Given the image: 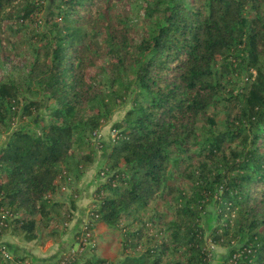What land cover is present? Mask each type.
<instances>
[{
	"label": "trees",
	"instance_id": "1",
	"mask_svg": "<svg viewBox=\"0 0 264 264\" xmlns=\"http://www.w3.org/2000/svg\"><path fill=\"white\" fill-rule=\"evenodd\" d=\"M119 2L58 0L44 12L42 0H0L10 29L0 44L31 32L38 46L25 71L0 79V237L59 238L78 196L71 178L128 103L71 249L14 263L209 264V239L227 249L223 264H264V0H141L139 36ZM239 76L248 83L227 90ZM18 112L41 123L12 127ZM67 177L69 201L56 200ZM96 225L120 232L118 259L96 254Z\"/></svg>",
	"mask_w": 264,
	"mask_h": 264
},
{
	"label": "rangeland",
	"instance_id": "2",
	"mask_svg": "<svg viewBox=\"0 0 264 264\" xmlns=\"http://www.w3.org/2000/svg\"><path fill=\"white\" fill-rule=\"evenodd\" d=\"M44 4V12H47L48 10L55 7L58 0H42ZM120 12L124 14L125 16L132 18L133 25L131 27V31L134 36H139L141 34V16L139 14V10L141 7V0H120ZM263 9H264V3H263ZM7 23H3L0 25V32L5 31V36L9 34V28L7 27ZM31 27L35 29V27L38 29H41V27H38V24H30ZM31 27L27 28L26 31L29 29L31 30ZM44 27V25H42ZM15 27H13L14 29ZM23 32L16 33L13 38L12 42L5 41L4 43L0 44V79L9 76V75H16L20 72L25 71L28 68V65L32 58L35 55V51L37 46V42H35L34 37H30V33H28L23 39H20ZM2 39V38H1ZM6 39V38H4ZM39 46L41 43L39 42ZM95 70L90 69L88 75H94ZM239 84L237 86H229L227 85V90L230 88L238 89L242 85H246L248 82L245 78L239 76ZM27 97H29V93L26 91L25 94ZM226 94L221 93V101L219 105H217L214 110V117L217 121L221 122L222 117L224 114L222 113L223 107L225 106L226 102L223 100L224 96ZM221 106V107H219ZM128 107V103H124L121 105H117L112 111L110 112L108 116V120L103 121L101 126V133L97 135V139L101 138V141H103V147L99 150L95 151L96 160L95 162L87 167L85 169L84 174L76 181L74 178H71L72 183L75 184L74 189L78 190V194L80 192V199L82 202L79 203L80 206V212L78 214V218L82 220V224L80 226L81 230H84L88 223V213L90 210L91 204L94 203V193L98 185L103 181L101 175H97V171L100 169L99 167L104 164V161L107 159V155L111 150V146L113 143V139L115 136V132L112 130V125L114 122L120 120L124 116V112L126 108ZM21 112V111H20ZM16 116V118L12 121V127H33L34 125H37V123H41V119H32V117H19V113ZM47 113V110L42 109L40 116L46 117L45 114ZM38 120V121H37ZM37 122V123H36ZM203 122V121H202ZM202 122H200L198 125H200ZM8 135V134H7ZM6 135V136H7ZM101 136V137H100ZM105 165V164H104ZM103 165V166H104ZM69 177L66 178L64 183H60L59 186V192L56 196V200H62L64 201L66 196L65 190L66 187L64 184L67 185V181ZM65 201H69L68 199ZM73 216H71L72 218ZM62 218V217H58ZM70 218V219H71ZM74 219V218H73ZM215 217H214V210L211 206L208 207L206 215L203 217V225L206 229V231H210V228L215 225ZM64 229H68V226H64ZM79 229V230H80ZM78 231V230H77ZM76 231V232H77ZM75 232V233H76ZM94 233V238L96 239L98 245H97V255L100 257H109L110 260H115L116 258L121 256L120 254V237L121 234L119 231L111 230L106 228L102 225H96V227L92 231ZM62 233V232H61ZM119 233V234H118ZM86 234V233H84ZM62 235V234H61ZM87 235V234H86ZM60 237V236H59ZM84 237V236H83ZM54 240H47L44 245L41 247L38 245V242H35L37 245V248L34 247V251L36 252L39 248H49L51 246L50 242ZM34 242V241H32ZM78 242L74 245V250L78 246ZM207 247L210 251V261L209 264H223V258L227 253V249L223 246L215 243H211L209 239L207 240ZM70 248V247H69ZM68 248V249H69ZM71 249V248H70ZM131 254L138 255L141 253V248L130 250ZM0 253L2 257H5L8 260H13V256L10 255V253L7 250L0 249ZM5 253L9 256L6 257ZM83 256V255H82ZM80 257L82 261H84V257ZM23 257V256H22ZM27 261H32L29 259H26ZM36 262V261H33Z\"/></svg>",
	"mask_w": 264,
	"mask_h": 264
},
{
	"label": "crops",
	"instance_id": "3",
	"mask_svg": "<svg viewBox=\"0 0 264 264\" xmlns=\"http://www.w3.org/2000/svg\"><path fill=\"white\" fill-rule=\"evenodd\" d=\"M79 195L75 199V208L72 210L73 217L68 220L66 226L68 229H64L60 234V237L54 241H51V246L49 248H39L44 244H38V249L35 252L34 247L37 248L35 242L25 241L19 236H14L11 234H5L0 237V249L7 250L10 255L14 257L27 256L30 260L36 262H48L57 259L62 253H64L73 243L74 234L80 229L82 220L78 218L80 212L79 203L82 202ZM64 200H67L65 198ZM74 218V219H73ZM106 257V256H105ZM0 258L1 253H0ZM109 258V257H108ZM117 259V258H116ZM7 264H15L14 260L7 261Z\"/></svg>",
	"mask_w": 264,
	"mask_h": 264
},
{
	"label": "built area",
	"instance_id": "4",
	"mask_svg": "<svg viewBox=\"0 0 264 264\" xmlns=\"http://www.w3.org/2000/svg\"><path fill=\"white\" fill-rule=\"evenodd\" d=\"M87 234V235H86ZM86 234H84L83 236L79 237V241H78V244L81 245L82 247H84L85 245H87L86 243V240H85V237H88L89 236V233L86 232ZM84 239V241L82 240ZM6 257H9L6 253H5ZM62 263H64V261H62Z\"/></svg>",
	"mask_w": 264,
	"mask_h": 264
}]
</instances>
